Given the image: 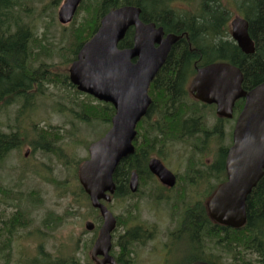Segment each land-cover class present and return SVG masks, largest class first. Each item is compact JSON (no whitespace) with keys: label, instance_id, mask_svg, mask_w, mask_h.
<instances>
[{"label":"trees","instance_id":"16d2710c","mask_svg":"<svg viewBox=\"0 0 264 264\" xmlns=\"http://www.w3.org/2000/svg\"><path fill=\"white\" fill-rule=\"evenodd\" d=\"M60 1L50 0L47 7H56ZM172 1L83 0L73 21L63 26L62 38L67 40V43L61 46L56 54L61 57L64 68L72 63L82 45L98 29L101 18L112 9L124 4L140 7L142 20L163 26L166 33L177 35L184 33L170 50L166 62L150 85L149 94L153 99L148 110V118L149 116L150 118L142 121H151L153 123L150 130L153 132L151 139L157 138L164 143H167L168 139H179L180 133L187 132L188 128L191 129L189 135L194 132V154L199 153L195 147L199 149L204 139L213 135L218 136L220 145L214 153L224 160L229 146L224 144L226 138L224 126L221 124L208 126L207 106L197 100L191 101L187 87L198 67L216 61L229 62L239 67L244 74L243 87L246 90L264 81V0H194L197 4L199 2V9L194 15L186 11L175 12L170 7ZM29 6L28 0H0V117L4 116L3 109L12 97L17 96L22 99L23 112L28 109V103L36 102L51 84H59L74 91L70 95L69 111L77 121L91 124L94 120L102 119L110 124L114 113L112 105L102 104L92 96L78 91L69 82L67 72L61 74L55 71L57 57H54L55 53H53L54 43L46 41L45 33L42 36L35 31L30 20L32 11ZM233 9L249 22V34L255 44L254 53H244L232 38H228ZM60 43L65 42L61 39ZM132 45L133 29H130L119 43V47L127 48ZM58 70L60 71V67ZM80 94L85 98H80ZM34 131L33 139L36 140L33 142L34 148L40 146L44 151L55 154L66 167H74L77 177L78 167L84 159L77 158L74 152L68 154L57 147L58 141L63 140L64 137L55 128L35 126ZM27 138L30 136L25 131L16 130L8 134L0 130V161L7 158L12 149L20 148L24 143L23 140ZM76 141L72 140V143H78ZM131 160H138V155L122 159L114 172L115 182L119 180L115 198L129 194L125 181ZM208 169L204 167V170ZM1 188L2 186L0 191L4 199L11 198L15 205H18L10 217L16 221L9 228L11 234L17 227H26V223H30L32 218L37 222L36 217L30 212L26 213L27 208L23 205L19 206L18 203L22 200L28 201L29 196L23 192L15 193L10 189ZM78 193L87 198V205L97 213V209L91 206L89 197L81 185ZM208 195H204L203 198ZM203 198L194 201V223L186 224L188 232L192 233L194 230V237L206 234L213 238L216 247L220 245V248L225 249L233 258L234 263L231 264H264V175L248 195L246 226L241 230L225 232V237L221 236L223 233L221 226L212 223ZM129 217L128 211L120 214L119 223L127 225ZM94 220L97 221V217ZM51 221L59 225L61 218L57 220L46 217L42 223L50 227ZM6 225L9 227L8 221ZM126 243V240L121 243L124 246L123 251L128 249L125 247ZM247 252L253 254L256 259L247 260L245 257ZM34 262L50 264L40 258H35ZM63 264H75L74 257L66 258Z\"/></svg>","mask_w":264,"mask_h":264},{"label":"water","instance_id":"95a60500","mask_svg":"<svg viewBox=\"0 0 264 264\" xmlns=\"http://www.w3.org/2000/svg\"><path fill=\"white\" fill-rule=\"evenodd\" d=\"M82 1L64 0L58 12L59 21L64 25L70 23ZM140 15L141 8L132 5L108 12L69 68L70 81L79 91L115 107L111 128L89 145V158L78 171L92 206L100 210L103 218L92 249L93 257L97 254L110 257L112 231L117 220L102 200L110 201L115 192L114 171L122 159L134 153L137 123L152 103L150 84L166 62L171 47L182 37L171 33L164 36L162 27L143 22ZM231 25L232 38L239 48L244 53H254L248 20L237 16ZM131 27L134 28L133 46L119 48ZM243 80L239 67L229 62H213L197 69L190 87L196 99L215 104L217 113L227 118L233 117L236 100L245 99L233 131V144L227 153L228 180L208 202L210 216L233 228L246 223L248 195L264 175V81L246 90ZM150 167L161 176L171 174L157 159L150 161ZM85 227L93 230L95 223L87 221Z\"/></svg>","mask_w":264,"mask_h":264},{"label":"flooded vegetation","instance_id":"af4514ba","mask_svg":"<svg viewBox=\"0 0 264 264\" xmlns=\"http://www.w3.org/2000/svg\"><path fill=\"white\" fill-rule=\"evenodd\" d=\"M176 4L177 7H175ZM191 5H193V7H191ZM183 6H187L188 9L183 10ZM170 7L174 9L175 12H181L179 11L180 9L194 15V0H173ZM191 9L193 13L190 11ZM158 27H162L164 30L163 26ZM164 33V36L169 34L166 33L165 30ZM183 34L184 33L180 34V36ZM193 78L194 75L189 80L187 87V89H189V98L191 101H194V93L190 91ZM4 99L5 98H3V100ZM9 101V104L3 109L4 121L2 123L0 122L3 127V129L0 130L8 134L20 130L17 124L14 128L5 125L7 120L10 119L9 116L11 111L15 113V121H23L24 118V111H21L22 99L15 96ZM198 102L200 101L198 100ZM244 102L245 99L243 98L236 101L232 118L219 115L215 104L200 103L207 106V113L209 111L211 117L215 119L212 127L221 124L226 130L229 126V132L232 131V144L233 131L237 118L244 106ZM33 105L34 102L32 104L31 101L28 103V108L33 109L35 106ZM148 110L137 123V134L133 140L135 151L128 155L131 157L138 155V160H131L129 169L127 170L125 187H127L129 194L125 197H121L128 198L127 211L130 214V220H128L127 225H123L119 223L118 219L112 232V246L109 251L110 257L105 258L103 254H97L93 257L91 251L89 257H87L88 262L90 264H192L197 261H204L210 264L234 263L233 258L230 257V254L225 249H221L220 245L216 247L213 238L206 234H202L201 237H194V230H192V233H189L186 227V224L189 222L194 223V201L209 194L203 198L205 199V207H207L206 209L209 213L208 202L218 188L228 180V172L226 170L227 154L224 160H222L221 156L214 153L220 145L218 136L213 135L210 138L204 139L199 149L195 147L199 152L196 154H194V132L189 135V131H191L189 128L187 132L180 133L179 139H168L167 143L157 138L151 139L153 132L150 130L153 123L149 120L145 122L142 121L148 118ZM16 112L19 113L20 117H17ZM192 119H194V117H192ZM206 123L209 125L207 119ZM178 144L183 146L184 154L177 153L180 151L176 150ZM230 146L231 145L227 146V152ZM17 149L18 148L12 149V151ZM24 155L25 157L28 156L27 153ZM152 159L159 160L171 174L161 176L154 172L150 167V161ZM140 166L142 167L139 168ZM204 167L205 169H209L204 170ZM120 180L122 181V179ZM260 180L253 189L259 184ZM118 182L119 180L115 182L116 188ZM133 188H135V190H133ZM10 215L12 216V213ZM97 215V224L100 227L102 224V216L99 209H97ZM163 215H165L166 221H163ZM10 217L5 218L3 221L0 220V264H12L15 261L17 264H37V262H34L35 258H40L44 262L47 261L50 264H63L65 259L68 258L54 255L51 250L40 249V245L37 244V242L26 245L28 239L30 241H38V239L35 240L32 238L34 235H38L37 222H34L32 218L30 223H26V227H17L11 234L9 228H11L13 222L16 221ZM210 219L212 223L221 226L223 232L221 236L225 237V232L241 230L246 226L248 221V206L246 223L240 228H233L218 223L211 216ZM7 221L9 222V227L6 225ZM99 227L96 229L94 242L97 238ZM23 229L27 231L25 232ZM16 232H19L18 235H14ZM24 235H27V238H25ZM227 237L229 238V233H227ZM184 238H188L189 240V256L188 253L186 254L187 251L181 248L182 243H184ZM124 240L127 241L125 247L130 249V251L128 249L127 251H123L124 246L121 243H123ZM194 241L198 242L194 243ZM144 248L148 250L145 255L143 254ZM86 251L84 252L83 259L87 255ZM148 254L154 255V257L156 256V260L151 262ZM246 255L253 254L247 252L245 256ZM255 259L254 256V260ZM74 262L75 264L78 263L75 257ZM80 262L82 263L83 260H80Z\"/></svg>","mask_w":264,"mask_h":264},{"label":"rangeland","instance_id":"374dc122","mask_svg":"<svg viewBox=\"0 0 264 264\" xmlns=\"http://www.w3.org/2000/svg\"><path fill=\"white\" fill-rule=\"evenodd\" d=\"M63 1L61 0L56 7H47L50 0H28L32 11L30 14L32 25L39 35L43 36L45 33L46 41L54 43L53 53H55L54 57H57L55 58L57 64L55 71L61 74L68 73L71 65L69 63L64 68L61 57L56 54V51L67 43V40L62 38L63 24L58 19V10ZM175 7H177V4ZM183 7V10L188 9L187 6ZM198 9L199 2L197 4L194 1V14L197 13ZM183 10L179 9L181 12H184ZM190 11L193 13L192 9ZM232 14V18L240 15L236 9H233ZM228 38H231V33ZM61 39L65 43H60ZM58 67H60V71ZM73 93L74 91L69 87L59 84L51 85L47 88L45 94H42L43 96L37 98L36 102L34 101L35 106L33 105V109L28 108L24 111L23 121H15V113L11 111L10 119L7 120L5 125L14 128L17 124L22 132L29 133L30 138L23 140L24 143L20 148L11 151L5 160L0 161V186L15 193L23 192L29 196L28 201L24 202L22 200L18 203L19 206L23 205L27 208L26 213L30 212L36 217L37 233L40 237L34 235L32 238L38 239V241L28 239L26 245L37 242L40 249L51 250L54 255L68 258L74 256L75 260L78 261L77 264H90L87 257H89L92 250L94 241L92 238L96 229L87 230L85 222L87 220L95 221L94 218L98 215L87 205V198L84 195H79L80 183L78 175L75 176L74 167H66L55 154L44 151L40 146L34 148L33 145V142L36 141L33 139L35 126L55 128L64 137L63 140L58 141V148L68 154L74 152L77 158H88L87 145L99 139L109 129L110 124L102 119H99V121L94 120L91 124L77 121L69 111L71 107L70 95ZM79 96L85 98L84 95L80 94ZM16 115L20 117L17 112ZM206 119L209 123L208 126L212 127L215 119L211 117L209 111L206 114ZM3 121L4 117L2 116L0 122ZM1 123L0 129L2 130ZM226 134L225 143L228 144L232 138V131L229 132V126L226 128ZM72 140H77L78 143H72ZM176 150H180L177 152L178 154H184L182 145L178 144ZM25 153H27V157H25ZM127 204L128 198H116L109 203V207L115 215H120L127 211ZM16 207L18 205H15L11 198L4 199L0 191V220H5L8 215L10 217ZM46 217L57 220L61 218V222L59 225H55L56 222L51 221V226L47 227L42 223ZM162 219L166 221L165 215L162 216ZM24 229L23 231L26 232L27 230ZM18 233L16 232L14 235H18ZM24 237L27 238V235H24ZM188 245V238H184L181 248L186 250V254L188 253L189 256ZM85 251L87 255L83 259ZM147 251L144 248L143 254L145 255ZM149 256L151 262H154L157 258L152 254H148ZM245 257L247 260L254 259L253 255H246ZM80 260H83V262L81 263ZM12 264L17 263L15 261Z\"/></svg>","mask_w":264,"mask_h":264}]
</instances>
